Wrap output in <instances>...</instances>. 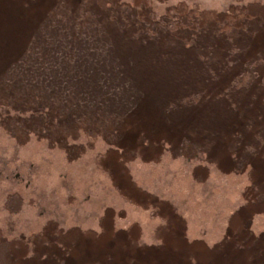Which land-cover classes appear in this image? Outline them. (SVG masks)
I'll return each mask as SVG.
<instances>
[{
	"label": "rangeland",
	"instance_id": "rangeland-1",
	"mask_svg": "<svg viewBox=\"0 0 264 264\" xmlns=\"http://www.w3.org/2000/svg\"><path fill=\"white\" fill-rule=\"evenodd\" d=\"M0 264H264V0H0Z\"/></svg>",
	"mask_w": 264,
	"mask_h": 264
}]
</instances>
